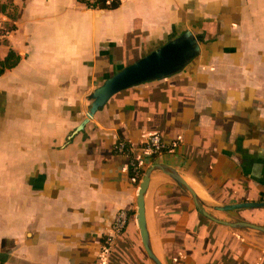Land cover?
I'll list each match as a JSON object with an SVG mask.
<instances>
[{
    "label": "crops",
    "instance_id": "obj_1",
    "mask_svg": "<svg viewBox=\"0 0 264 264\" xmlns=\"http://www.w3.org/2000/svg\"><path fill=\"white\" fill-rule=\"evenodd\" d=\"M0 11L12 23L0 60L19 57L0 77V264H151L136 200L153 165L213 218L264 227V208L210 209L264 196V0H0ZM185 31L201 41L180 72L117 93L75 133L93 91ZM154 133L174 148L145 153ZM118 141L139 162L135 181ZM186 194L151 174L145 222L162 264H264L263 235L190 225ZM121 211L127 226L106 251Z\"/></svg>",
    "mask_w": 264,
    "mask_h": 264
},
{
    "label": "water",
    "instance_id": "obj_2",
    "mask_svg": "<svg viewBox=\"0 0 264 264\" xmlns=\"http://www.w3.org/2000/svg\"><path fill=\"white\" fill-rule=\"evenodd\" d=\"M201 39L195 37L190 31H185L179 37L169 41L149 55L125 67L112 77L107 79L89 97V107L86 117L75 133L82 131L94 115L99 112L107 102L117 93L144 83L159 80L180 72L187 63L199 53ZM154 171H160L168 176L181 190L188 194L194 207L200 215L219 225L236 229L253 231L264 236V227L247 222H225L213 218L206 210L204 203L197 197L195 192L182 180L178 173L164 165H153L144 174L137 194L136 220L137 228L143 250L151 264H162L151 249L148 231L145 222L144 195L149 179ZM264 208V203H239L235 205L214 206L211 210L227 213L240 209Z\"/></svg>",
    "mask_w": 264,
    "mask_h": 264
},
{
    "label": "built area",
    "instance_id": "obj_3",
    "mask_svg": "<svg viewBox=\"0 0 264 264\" xmlns=\"http://www.w3.org/2000/svg\"><path fill=\"white\" fill-rule=\"evenodd\" d=\"M86 6L89 9H95L98 5V1L100 0H84ZM105 3L109 4L113 0H103ZM120 1V0H117ZM8 21H6L5 17L0 14V43L5 41L9 34L10 31L8 30L7 25ZM174 148V145L169 146L163 141L160 135L157 133L151 134L145 141L144 145L141 147L145 153L148 155L154 157V156H159L165 151H168L169 148ZM113 150L115 154L119 155H127L129 156L130 162H129V168L131 169V172L133 174V181H135L139 177L140 173V165L139 162L132 157L131 150L126 144L122 142H117ZM262 203H264V196L262 197ZM128 223L127 215L124 211L119 212L116 217L113 220L112 226H111V235L108 237L106 240V251H109L112 244L114 243V239L116 237L121 236L123 231L125 230L126 226Z\"/></svg>",
    "mask_w": 264,
    "mask_h": 264
},
{
    "label": "trees",
    "instance_id": "obj_4",
    "mask_svg": "<svg viewBox=\"0 0 264 264\" xmlns=\"http://www.w3.org/2000/svg\"><path fill=\"white\" fill-rule=\"evenodd\" d=\"M77 1L81 4H85L84 0H77ZM119 5H120V1H117V0H113L109 4L105 3V1H103V0H100V1H98V5L95 9L115 10L119 7ZM1 12H3V11H0V13ZM8 30L10 31V30H12V28H9ZM18 63H19V57L12 50H9L7 55L5 56V58L3 60H0V77L6 71L15 68L18 65ZM118 142H122V141H118ZM171 149L172 148L170 147L169 150L165 151V152H169ZM130 171H131V169H130ZM131 174H132V172H131ZM141 174L142 173L140 171L139 176ZM193 223L202 224L203 226L208 225V221L206 220V218H204L202 215H200L199 212L196 210V208H195L194 212L192 213V217L190 219V225H192Z\"/></svg>",
    "mask_w": 264,
    "mask_h": 264
},
{
    "label": "rangeland",
    "instance_id": "obj_5",
    "mask_svg": "<svg viewBox=\"0 0 264 264\" xmlns=\"http://www.w3.org/2000/svg\"><path fill=\"white\" fill-rule=\"evenodd\" d=\"M11 15L13 14V12H9ZM7 25V27H8V29L9 28H11L12 27V23H11V21H9L8 22V24H6ZM4 42V41H3ZM2 43V42H1ZM187 196H188V194H186ZM189 197V196H188ZM189 199H190V197H189ZM192 202V201H191ZM208 213H210V214H213L211 211H208ZM258 235V234H257Z\"/></svg>",
    "mask_w": 264,
    "mask_h": 264
}]
</instances>
